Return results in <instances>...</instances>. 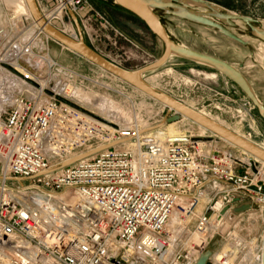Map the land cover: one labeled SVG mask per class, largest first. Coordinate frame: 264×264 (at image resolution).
Returning a JSON list of instances; mask_svg holds the SVG:
<instances>
[{"label":"built area","instance_id":"obj_1","mask_svg":"<svg viewBox=\"0 0 264 264\" xmlns=\"http://www.w3.org/2000/svg\"><path fill=\"white\" fill-rule=\"evenodd\" d=\"M36 1L50 25L63 23L64 15L74 25L72 11L90 40L89 0H56L51 9ZM25 18L34 37L24 45L16 38L0 55L13 52L29 73L21 74L40 87L11 96L0 111V264H196L220 220L231 245L207 264H264V237L255 246L239 229L244 217L264 226V163L241 150L234 155L214 148L222 139L213 134L161 141L48 96L51 90L77 103L68 91L89 78L51 57L53 39L32 16ZM58 29L78 39L77 31ZM38 37L44 46L36 54ZM24 48L37 59L32 64L19 57ZM167 109L166 117L174 114ZM245 203L250 208L235 214ZM176 211L179 221L172 226Z\"/></svg>","mask_w":264,"mask_h":264},{"label":"rangeland","instance_id":"obj_2","mask_svg":"<svg viewBox=\"0 0 264 264\" xmlns=\"http://www.w3.org/2000/svg\"><path fill=\"white\" fill-rule=\"evenodd\" d=\"M43 1L48 9L56 4V0ZM209 1L234 14L252 17L257 21L258 26L264 27V0ZM24 4L25 1L23 0H0V38L2 45L0 52L4 51L10 42L16 38H20L21 44L24 45L30 41L31 37H34L33 33L27 30L29 21L25 18L28 15L24 9ZM87 11L89 12L86 27L90 40L85 38L86 42L94 49L97 48L101 54L110 56L119 66L138 70V68L151 64L162 55L164 51L163 42L150 32L140 19L117 7L112 0H89ZM156 12L160 15L162 24L167 27L169 36L176 43L224 59L231 65L239 67L264 105L263 42L253 37L251 30L245 23L237 21L238 24L232 31L250 41V45L247 47L219 34L209 26L192 24L183 19L166 15L162 11ZM79 23L82 27L81 22ZM55 24L68 33L77 31L67 15H64L63 23L56 22ZM42 40V37H38L33 43L36 54L43 49ZM62 48V45L54 40L50 41L48 45L50 56L61 64L65 62V67L89 78L82 83L77 81L75 88L70 91L71 93L74 92L73 94L79 102L89 105L94 111H99L101 97L107 98L113 101L117 109L122 110L127 115L126 123L129 126L139 128H151L166 117L169 110L165 109L163 104L156 99L146 96L140 90L138 91L111 73L109 74L96 65L94 66L86 59L76 56L69 49H63L64 51L61 53ZM23 58L24 65L32 64V60H37L30 58L28 60L26 55ZM5 70L0 64V75H10ZM153 76L155 77L152 83L159 90L187 103L195 110L216 117L233 130L242 133L252 142L264 147V120L260 117L257 108L246 105L250 101L249 98L226 76L210 67L178 57H172L166 65L146 74L145 78L151 79ZM0 87H2L0 88V96L6 94L11 97L32 92L27 82L13 87H7L3 83ZM83 96L87 99H84ZM161 131L165 137L206 138L211 135L204 128L184 117L179 122L164 126ZM214 138L216 139V137ZM212 146L225 152L229 151L234 155L241 153L239 149L223 140L213 141ZM239 229H242L240 236L253 241L255 246L264 237L262 223L249 222L246 217L243 218ZM229 245H231V241L224 238L222 228L216 231L208 249L213 253L220 254Z\"/></svg>","mask_w":264,"mask_h":264},{"label":"water","instance_id":"obj_3","mask_svg":"<svg viewBox=\"0 0 264 264\" xmlns=\"http://www.w3.org/2000/svg\"><path fill=\"white\" fill-rule=\"evenodd\" d=\"M25 1L27 2L30 15H32L36 25L43 29L46 35H48L55 42L61 44L63 47L69 49L76 55L82 56L94 66L96 65L107 73H111L121 81L130 84L138 91L140 90L148 97L156 99L166 108L174 111V114L169 113L164 120L155 124L153 127L141 130L140 134L154 132L155 130L168 124L179 122L184 117L194 124H198L199 126L203 127L210 134L219 137L223 141H227L235 148L247 152L253 158L255 157L264 163V150L256 143H253L240 135L238 136L227 127H224L220 123H217L211 118L203 115L200 111L188 107L184 102H181L175 97L166 94L155 87H152L145 81L146 74L160 69L166 65V63L172 57L182 58L193 63L196 62L205 67H210L220 74L226 76L229 80H232L242 90V92L246 94L255 108L258 109L260 117L264 120V105L259 100L253 89V86L240 70V68L231 65L224 59L222 60L213 55H207L195 49L192 50L183 44L176 43L169 36L167 27L162 24L161 17L156 11H162L166 15L183 19L192 24L195 23L206 27L209 26L215 29L219 34L224 35L235 42L237 41L243 46H249L250 41L233 33L229 28L236 27V22L241 21L250 28L253 37L264 43V27L258 26V23L255 19L252 17L242 16L238 13L234 14L209 0H112L113 3L119 8H123L124 10L132 13L134 16H137L145 24V26L148 27L150 32H152L164 44V51L159 58L147 66L138 68V70H130L119 66L112 60L101 55L96 49L90 46L88 42H86L83 30L79 23V19L72 11H69V14L71 15L74 26L77 29L78 39H75L68 34L63 33L55 26L50 25L41 14L36 0ZM2 67H4L10 73L18 75L21 79L26 80L30 85L35 86L36 88L40 87L33 80L28 79L26 76L24 77L11 65L3 63ZM46 94L50 97H55L57 100L67 105L72 106L81 113H86L95 120H99L109 126H114L115 128L119 129V126L113 122H109L99 114L93 113L83 106L81 107L79 104L73 102L70 99H65L61 95L56 94L51 90H46ZM113 145L114 144L86 152L83 155L70 160V162L61 165L60 167L70 166V164L84 160V158L92 157L99 151L111 148ZM251 165H253V161H251ZM56 169H53L50 172H54ZM252 169L253 171L256 170L255 165L252 166ZM14 179L23 181L22 179L18 178H12L11 180ZM249 208L250 204L245 203L240 207H237L234 210V213L238 214L241 213V211H245ZM212 254L213 251L207 249L206 252L200 256L196 264H207L208 259Z\"/></svg>","mask_w":264,"mask_h":264},{"label":"bare ground","instance_id":"obj_4","mask_svg":"<svg viewBox=\"0 0 264 264\" xmlns=\"http://www.w3.org/2000/svg\"><path fill=\"white\" fill-rule=\"evenodd\" d=\"M26 4H27V2H26ZM27 8H28V6H27ZM59 11V10H58ZM26 14L27 15H29V16H32V15H30V12H29V9H28V11L26 12ZM59 15V14H58ZM56 22H58V21H54L53 22V26L55 25L56 26V28L58 29V25L57 24H55ZM30 33H32L33 32V30H30L29 31ZM43 48V47H42ZM264 48V43H262V49ZM263 51H264V49H263ZM22 52V51H21ZM235 52V51H234ZM26 54H28V56L30 55L27 51H26V48H24L23 49V52L21 53V55L19 56V57H22V56H24V55H26ZM239 55V54H238ZM12 56V58H10ZM17 57L16 56H14V54H13V52H10L9 53V51H7L6 53H4V54H2L1 56H0V64H3V63H6V64H9V65H13L14 66V68L18 71V72H20V73H22V74H29L28 72H26V71H24L22 68H21V66H19V65H17L16 63H17ZM27 59H28V57H27ZM29 60V59H28ZM32 62V61H31ZM4 68V67H3ZM5 69V68H4ZM102 70V69H101ZM5 71H7V70H5ZM8 73H10L9 71H8ZM7 73V74H8ZM30 77H32V78H34L32 75H29ZM155 76H153L151 79H149V78H145V81H146V83H148L149 85H151L152 87H155V88H157V89H159L154 83H152V81H153V78H154ZM3 83H5L6 84V86L7 87H13V86H18L19 84H25L26 83V81L24 82L18 75H16V74H14V73H10V75H0V85L1 84H3ZM19 83V84H18ZM28 83V82H27ZM29 84V83H28ZM42 85H43V83H42ZM29 86H30V88H31V90H35V88L33 87V86H31L30 84H29ZM5 87V86H4ZM0 88H2V87H0ZM1 90V89H0ZM72 90V89H71ZM71 90H69L68 91V93H69V95H70V97H72V99L73 100H75L77 103H79L80 105H83L84 107H86L87 109H89L90 111H92L93 113H96V114H99L100 116H102V117H104L105 119H107L109 122H113L114 124H116V125H118V126H120V127H122V128H128V127H130L129 125H128V123H126L127 121L126 120H128V117H127V115L122 111V110H120V109H117V107L114 105V103H113V101H110V100H108L107 98H104V97H101L102 99L100 100V102H99V111H94V110H92V108H90L89 107V105H86L85 103H81V102H79V100L78 99H76L75 98V96H74V92H70ZM143 93V92H142ZM76 94V93H75ZM144 94V93H143ZM147 96V95H146ZM9 98H10V96L9 95H1L0 96V111L3 109V107H4V105L6 104V101H8L9 100ZM83 98L84 99H87L85 96H83ZM151 98V97H150ZM153 99V98H152ZM188 107H190V108H192V109H194L192 106H190V105H188L187 103H185ZM195 110V109H194ZM199 111V110H198ZM203 115H205V116H207V117H209V118H211L212 120H214L215 122H217V123H220L222 126H224V127H227L228 129H230L231 131H233L235 134H237L238 136L240 135V136H242V137H244V138H246V139H248L246 136H244L242 133H240V132H238V131H236V130H233L232 128H230L228 125H226V124H224V123H222L221 121H219L216 117H214V116H212V115H208L207 113H205V112H203V111H200ZM149 127H142V128H138L139 129V131L140 130H145V129H148ZM163 128V127H162ZM203 128V127H202ZM156 131V130H155ZM152 132H150V133H146V136H156L158 139H160L161 141H164V140H167L168 138H180V137H171V136H168V137H165V135H164V133H162V131H161V128H159V130L157 129V131L156 132H154L153 134H151ZM151 134V135H150ZM249 140V139H248ZM251 141V140H250ZM252 142V141H251ZM253 143H255V142H253ZM257 144V143H256ZM260 148H262L263 150H264V147H262V146H260L259 144H257ZM241 150V149H240ZM241 151H243V150H241ZM243 152H245V151H243ZM245 153H247V152H245ZM179 221V213H178V211H176L173 215H172V217H171V220H170V225H172V226H174V225H176V223ZM220 224H219V229L221 230L222 228H223V222H222V220H220ZM226 248H228V247H226ZM226 248L224 249V250H226ZM225 252V251H224ZM223 253V252H222ZM219 254V253H218ZM221 254V253H220Z\"/></svg>","mask_w":264,"mask_h":264},{"label":"crops","instance_id":"obj_5","mask_svg":"<svg viewBox=\"0 0 264 264\" xmlns=\"http://www.w3.org/2000/svg\"><path fill=\"white\" fill-rule=\"evenodd\" d=\"M23 1H25V0H23ZM24 9L26 10V12L28 11V8H27V4H26V1H25V4H24ZM61 45V44H60ZM63 47V46H62ZM63 49H66L65 47H63L62 48V50H61V53L64 51ZM72 52V51H71ZM75 54V53H74ZM76 55V54H75ZM76 56H78V55H76ZM80 58L82 57V56H79ZM83 58V57H82ZM85 59V58H84ZM62 64L65 66V62H62ZM68 66H70L71 67V65H69V64H67ZM66 65V66H67Z\"/></svg>","mask_w":264,"mask_h":264},{"label":"flooded vegetation","instance_id":"obj_6","mask_svg":"<svg viewBox=\"0 0 264 264\" xmlns=\"http://www.w3.org/2000/svg\"><path fill=\"white\" fill-rule=\"evenodd\" d=\"M238 24V23H237ZM237 26V25H236ZM234 28H236V27H234ZM234 28H229L231 31L234 29ZM249 28V27H248ZM250 29V28H249ZM233 32V31H232ZM234 33V32H233ZM234 41V40H233ZM239 43V42H238ZM242 45V44H241ZM245 47H247V46H245ZM262 51H263V49H262Z\"/></svg>","mask_w":264,"mask_h":264},{"label":"trees","instance_id":"obj_7","mask_svg":"<svg viewBox=\"0 0 264 264\" xmlns=\"http://www.w3.org/2000/svg\"><path fill=\"white\" fill-rule=\"evenodd\" d=\"M118 7V6H117ZM121 9V8H120ZM123 9V8H122ZM124 10V9H123ZM126 11V10H125ZM126 12H128V11H126ZM130 13V12H129ZM130 14H132V13H130ZM133 15V14H132ZM134 16V15H133ZM136 18H138L137 16H135ZM139 19V18H138Z\"/></svg>","mask_w":264,"mask_h":264}]
</instances>
